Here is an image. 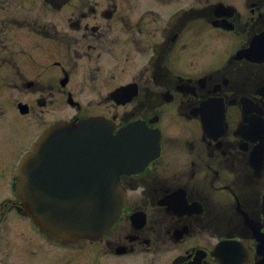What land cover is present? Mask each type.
Masks as SVG:
<instances>
[{
	"label": "flooded vegetation",
	"instance_id": "af4514ba",
	"mask_svg": "<svg viewBox=\"0 0 264 264\" xmlns=\"http://www.w3.org/2000/svg\"><path fill=\"white\" fill-rule=\"evenodd\" d=\"M0 83L17 93L12 110L27 105L32 135L103 115L159 143L121 174L127 198L108 233L44 237L15 191L24 143L12 145L0 102V260L219 264L228 239L242 264H264V0H0Z\"/></svg>",
	"mask_w": 264,
	"mask_h": 264
},
{
	"label": "water",
	"instance_id": "95a60500",
	"mask_svg": "<svg viewBox=\"0 0 264 264\" xmlns=\"http://www.w3.org/2000/svg\"><path fill=\"white\" fill-rule=\"evenodd\" d=\"M124 147L127 157L138 155L133 139L120 145L102 118L57 122L17 169L26 212L57 237H100L121 210L119 152Z\"/></svg>",
	"mask_w": 264,
	"mask_h": 264
},
{
	"label": "rangeland",
	"instance_id": "374dc122",
	"mask_svg": "<svg viewBox=\"0 0 264 264\" xmlns=\"http://www.w3.org/2000/svg\"><path fill=\"white\" fill-rule=\"evenodd\" d=\"M22 37L24 36L22 35ZM26 40L28 41V35H26ZM4 91L7 93L4 95H0V102H2L5 107L8 106L6 109V117L8 119L9 131L11 133V138L9 139L10 141L13 142L15 141L12 145H17L15 147L18 148V146H21L22 143L25 144V141H27L32 136L33 131L36 132V129L34 130L36 123H33V118L31 117L24 118L23 115L22 116L19 115L18 110H12L13 100L17 95L15 90L10 88L8 91L5 88ZM17 148H15L14 150L11 149L12 153L10 154V157L14 155V152ZM12 259H13V255L11 254L9 263L11 262ZM32 262H33L32 260L29 261L30 264H32ZM11 264H19V260L16 259L15 262L13 260Z\"/></svg>",
	"mask_w": 264,
	"mask_h": 264
}]
</instances>
